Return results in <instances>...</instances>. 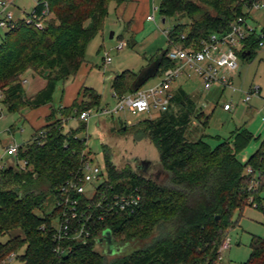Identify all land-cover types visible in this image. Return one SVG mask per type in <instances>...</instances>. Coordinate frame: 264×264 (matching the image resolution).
I'll use <instances>...</instances> for the list:
<instances>
[{
	"label": "trees",
	"instance_id": "obj_1",
	"mask_svg": "<svg viewBox=\"0 0 264 264\" xmlns=\"http://www.w3.org/2000/svg\"><path fill=\"white\" fill-rule=\"evenodd\" d=\"M111 1L47 0L52 16L44 29L21 19L5 31L0 40V102L21 115L28 107L50 104L59 82L75 77L86 62L87 46L104 29ZM115 1L119 5L125 0ZM44 8L42 2L36 5L39 13ZM159 9L163 18L185 15L191 21L190 27L174 25L172 39L179 40L187 33V44H199L212 32L228 31L233 21L245 15L246 5L243 0H162ZM131 23L127 22L128 27ZM261 41L251 35L239 56L252 57L262 48ZM168 49L141 71L125 70L116 75L115 93L134 92L171 67ZM28 69L47 80L32 97L27 96L22 80ZM80 91L72 105L52 108L47 123L35 130L30 142L19 146L18 160L26 161L25 169L14 162L0 171V263L18 254L24 264H220L219 250L229 229L238 223L234 212L247 205L264 211V140L242 161L239 154L254 137L247 129H237L215 147L206 140L209 134L194 137L191 126L201 116L196 114V98L183 87L173 88L168 110L132 124L136 134L156 146L163 179L147 177L130 164L119 167L111 145L105 144L107 177L101 191L110 198L116 191L139 187V206L134 212L114 210L104 219L96 216L86 242L55 240L53 223L60 211L57 201L62 198V187L80 172L89 156L87 138L81 137L88 125L80 115L93 106H104L102 96L93 88L84 85ZM68 118L80 121L65 131ZM123 123L122 128H128V122ZM208 123L204 121L203 126ZM50 198L55 207L44 213ZM96 211L102 213L100 207ZM107 229L114 245L120 247L116 253L97 248ZM5 235L9 238L2 242ZM137 241L144 243L136 245ZM58 244L66 248L64 253L56 251ZM250 247L245 264H264V237L254 235Z\"/></svg>",
	"mask_w": 264,
	"mask_h": 264
},
{
	"label": "rangeland",
	"instance_id": "obj_2",
	"mask_svg": "<svg viewBox=\"0 0 264 264\" xmlns=\"http://www.w3.org/2000/svg\"><path fill=\"white\" fill-rule=\"evenodd\" d=\"M154 1L160 7L162 0ZM17 3L23 10L31 12L36 5V0H18ZM116 7L117 2L112 0L104 29L87 46L86 62L75 77L70 78L66 83L59 82L50 104L36 108L28 107L22 111L23 115H21L19 112L9 111L5 104L0 102V163L7 164L9 162L8 165L12 164L13 157L5 153L7 148L12 144L21 146L30 142L35 130L47 123L46 116L51 113L52 108H60L62 103H65L64 87L70 86L74 80L76 82L80 80L85 83V86L93 88L102 96L104 105L113 106L117 102L113 89L115 76L125 70L137 73L147 67L153 57L170 47L165 30L173 28L177 23L188 24V27L191 23L185 15L169 17L163 22L160 9H154V11L152 7L151 14L156 16V21L144 20L142 22L137 14L133 18L131 26L128 27L126 21L119 19ZM212 13L215 14V11ZM18 14L21 15V13ZM51 16L50 10L47 20ZM253 18L251 23L257 26L260 31L264 26V7L254 10ZM134 21L135 24H133ZM4 32L5 30H2L0 40ZM112 32H114L113 37L111 36ZM121 41L127 43L122 49L119 48ZM107 53L112 58L109 64H105L104 61ZM228 75L233 80V86L224 89L215 83L211 90H206L201 76L193 68L187 67L185 73L175 80L173 88L183 87L197 100L196 114L201 117L193 120L191 130L194 137H200L205 133L209 134L206 140L215 147L220 141L231 138L232 133L237 129L245 128L252 132L254 135L252 141L239 154V158L245 161L261 147L264 140V47L257 48L255 54L250 58L240 56L239 68ZM32 76L42 77L35 70L28 69L22 75L26 92L30 88ZM159 79L160 75L151 77L144 86L154 85ZM256 86L260 87V92L252 94L250 100H245L251 89ZM226 102L232 103V109L229 111L224 109ZM96 108L92 107V109ZM159 113L160 111L151 113L144 111L134 114L125 109L115 114L114 118L111 116L92 117L88 125V132L81 135V137L87 138L86 148H89L90 159L94 164H99L106 173L103 148L105 144H109L113 151L114 161L119 167L130 164L147 177L162 180L164 174L160 172L161 165L156 146L149 140L142 139V134H136L132 127V124L148 118H155ZM56 116L61 117L59 113ZM65 120V131L77 127L80 121L78 118ZM206 120L209 122V126H203V122ZM98 121H100L99 124ZM123 122H128V128H122ZM142 161L150 162V169L147 172L138 168L143 165ZM261 196L264 203V190L261 192ZM54 207L55 200L50 198L44 213L51 212ZM37 213L42 214V211H37ZM233 219L238 223L229 229L226 236L231 243L230 248L223 252L219 250L220 264H245L252 251L250 247L252 237L254 235L264 237V211L257 208L256 205H247L243 210L237 209L233 214ZM8 238V235L2 236L1 241L5 242ZM143 243L144 241H137L136 245ZM97 248L100 250L105 248L106 253H116L120 249L117 246L110 248L106 243L98 245ZM0 264L24 263L16 254L12 260Z\"/></svg>",
	"mask_w": 264,
	"mask_h": 264
},
{
	"label": "built area",
	"instance_id": "obj_3",
	"mask_svg": "<svg viewBox=\"0 0 264 264\" xmlns=\"http://www.w3.org/2000/svg\"><path fill=\"white\" fill-rule=\"evenodd\" d=\"M17 1L0 0V29L10 30L21 19L38 29H44L47 16L50 14L47 0H36V5L40 2L45 4L41 13L36 9V5L31 12L23 10ZM243 2L246 5L245 15L239 16L233 21L228 31L212 32L199 44H187V33H183L179 40L172 39L170 33L173 28L165 30L170 44L167 57L173 64L160 75L159 81L154 85L144 86L124 95H118L114 92L117 102L113 106L104 105L101 108L85 110L79 119L89 125L94 116L99 118L114 116L125 109L134 114L144 111L150 113L166 111L173 97V84L177 78L185 73L187 67L193 68L201 76L206 90H211L215 83L224 89L233 86V80L228 74L239 68V52L244 48L250 36L256 35L261 38L260 46L264 47L262 27L258 31V27L251 23L254 20L253 11L262 9L264 0H243ZM158 9L159 6H156L155 10ZM148 20L156 21V16L151 14L148 16ZM126 44V42L121 41L119 48L122 49ZM104 61L105 64L111 63L112 58L108 53ZM258 92H260V87H254L245 100H250L251 95ZM224 109L231 110L232 103L226 102ZM5 153L13 157L11 162H15L25 169L26 161L18 160L19 145H10ZM8 163H0V171L8 166ZM105 174L107 177V171L105 173L103 168L99 164H94L88 156L84 160L80 172L63 185L62 198L57 201L60 211H58L53 223L54 237L58 243L74 240L86 242L92 235L96 216L98 219H104L107 213L114 210L134 212L139 206L142 199L139 187L132 191L126 188L116 191L110 198L107 193L102 192L101 187L106 181ZM98 207L102 209V213L99 215L96 211ZM230 246L231 243L226 238L220 252L229 249ZM56 251L64 253L66 248L58 244Z\"/></svg>",
	"mask_w": 264,
	"mask_h": 264
},
{
	"label": "crops",
	"instance_id": "obj_4",
	"mask_svg": "<svg viewBox=\"0 0 264 264\" xmlns=\"http://www.w3.org/2000/svg\"><path fill=\"white\" fill-rule=\"evenodd\" d=\"M156 6L157 4L155 3L154 0H133V1L125 0L119 5H117L116 10L117 13L119 14V19H122L123 21L128 22L130 20H133V18H135V16L139 14V18L143 22L144 20H148V16L151 15L152 7L154 10ZM133 24H135V21ZM46 84H47L46 79L40 76H32V80L30 82V88L27 92V96L29 97L34 96L42 88H44ZM84 85L85 83H82V81L80 82V80H78V82H76L74 80L70 86L64 87L63 95L66 101L63 105L64 106L72 105L73 102L78 98L80 90Z\"/></svg>",
	"mask_w": 264,
	"mask_h": 264
},
{
	"label": "water",
	"instance_id": "obj_5",
	"mask_svg": "<svg viewBox=\"0 0 264 264\" xmlns=\"http://www.w3.org/2000/svg\"><path fill=\"white\" fill-rule=\"evenodd\" d=\"M162 21L165 22L166 21V18H163ZM113 35H114V32H112L111 36L113 37ZM246 53L247 54H250V51H248ZM140 87L141 86H138L136 88V90H138ZM98 243L100 245H105V243H106V244L109 245L110 248H114L115 245H114V241H113L112 232H111L110 229H107V230L104 231L103 235L99 238Z\"/></svg>",
	"mask_w": 264,
	"mask_h": 264
},
{
	"label": "flooded vegetation",
	"instance_id": "obj_6",
	"mask_svg": "<svg viewBox=\"0 0 264 264\" xmlns=\"http://www.w3.org/2000/svg\"><path fill=\"white\" fill-rule=\"evenodd\" d=\"M143 165L138 166L139 170H143L144 172H147V170L150 169V162L149 161H142Z\"/></svg>",
	"mask_w": 264,
	"mask_h": 264
}]
</instances>
